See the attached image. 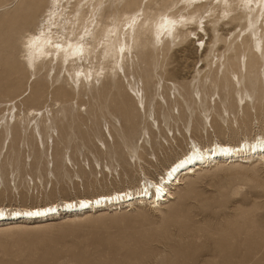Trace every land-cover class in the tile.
<instances>
[{
	"label": "rangeland",
	"instance_id": "obj_1",
	"mask_svg": "<svg viewBox=\"0 0 264 264\" xmlns=\"http://www.w3.org/2000/svg\"><path fill=\"white\" fill-rule=\"evenodd\" d=\"M30 1L0 0V208L134 191L191 141L236 145L264 133V14L249 0H96V21L126 45L122 62L102 56L98 28L89 63L29 70L23 38L54 12L65 24L81 10L80 0H41L24 17ZM164 15L194 22L156 37ZM84 67L97 71L92 81L74 78ZM248 159L190 174L160 208L143 197L2 222L0 264H264V162Z\"/></svg>",
	"mask_w": 264,
	"mask_h": 264
},
{
	"label": "bare ground",
	"instance_id": "obj_2",
	"mask_svg": "<svg viewBox=\"0 0 264 264\" xmlns=\"http://www.w3.org/2000/svg\"><path fill=\"white\" fill-rule=\"evenodd\" d=\"M40 1L41 0H31L30 10L25 13L24 17L31 16L37 12L41 6ZM60 1L61 0H53L58 6ZM189 1L198 2V0ZM214 1L222 6L228 5L227 0ZM93 2H96V0H80L78 6H81V10L79 12L77 11L78 14L76 16H73V20L66 18L65 24L61 17L62 14L54 12L52 17L48 18L46 23L42 24L41 27L36 28L34 32L28 33L23 38L21 43V47L25 53L23 61L29 70L34 69L36 64L45 61H56L68 66H74L83 62L89 63L93 60L94 54L96 53L94 33L98 28H101L103 33L102 41L98 45L102 56L106 58L107 56L110 58L114 57L116 63L120 60L122 62L126 45L120 41L115 26L99 24L96 21V15L94 14L95 5ZM249 3L251 4L250 7L252 8L254 15L257 16L259 14H264V0H249ZM60 8H62V6ZM84 9L88 10L89 16L83 15ZM125 18L128 19L127 23L134 22L135 26L138 24L136 17L130 19L125 16ZM179 19L180 21L178 18L172 16H161L153 24L154 35L158 37L163 34H170L172 37H176L181 29H185V24H181V22L185 23L186 21H193V18H185L182 16H180ZM191 22L188 24H192ZM189 35H192V33L190 32ZM72 74L74 78L86 81L90 79L92 81L95 76H97V71H93L88 67L82 69L72 68ZM240 105H242V103ZM32 113L35 112L32 111ZM193 149L194 151H192ZM243 157L245 158L243 159ZM235 158L241 159V161L250 160L248 158H257L260 160L262 159L264 162V133L256 135L251 141L242 140L236 145L213 142L202 148L195 142L191 141L184 154L170 162V164L163 169L154 180L147 179L140 181L137 189L134 191L131 189L113 191V193L107 195H99L93 198H80L76 201H63L60 204L52 203L38 208H13L11 210L0 208V223H18L26 220L32 222L37 219H46L44 221L46 222L51 218H56L53 217V213H56L59 218L62 215V213H60L62 211L69 214L87 210H100L105 207L111 209L114 208L113 206H115L116 209V206L119 204H124L121 207H129L133 205V200H137L138 204H143V197L145 199L147 198L146 201L148 204L151 203V206L160 208L163 204L169 203V201L173 199V194L171 193V189L174 188L173 186H175V184H180L183 179L189 177V175L184 177L180 176L181 173H178V171L182 167L187 168L186 170L190 169L189 172L197 168L191 174L193 175L196 171L212 168L221 163L223 164V162L230 164L232 162H229V160ZM225 159H228V162L224 161ZM195 161H198L200 164L203 163V165L199 164L200 166H197L195 164L194 166H189L191 162ZM171 177H174L173 183L169 187H166L164 182ZM155 189L158 191L156 194L153 193ZM128 202L130 203L127 204ZM65 210L69 211L67 212Z\"/></svg>",
	"mask_w": 264,
	"mask_h": 264
}]
</instances>
